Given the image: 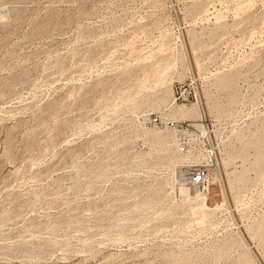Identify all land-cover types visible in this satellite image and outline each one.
Returning a JSON list of instances; mask_svg holds the SVG:
<instances>
[{
    "label": "rangeland",
    "instance_id": "rangeland-1",
    "mask_svg": "<svg viewBox=\"0 0 264 264\" xmlns=\"http://www.w3.org/2000/svg\"><path fill=\"white\" fill-rule=\"evenodd\" d=\"M0 264H264V0H0Z\"/></svg>",
    "mask_w": 264,
    "mask_h": 264
},
{
    "label": "built area",
    "instance_id": "built-area-1",
    "mask_svg": "<svg viewBox=\"0 0 264 264\" xmlns=\"http://www.w3.org/2000/svg\"><path fill=\"white\" fill-rule=\"evenodd\" d=\"M188 89L189 87L185 85H178L176 87L174 92L175 104H182V106L198 104L197 98L193 96L188 91ZM157 121H160L162 123V120L160 118L159 120H155V122ZM184 127L188 128L186 124H182L181 128L184 129ZM203 135H201L200 138L202 140H205L206 138H204ZM181 152H183V148ZM203 158V163L192 165L188 167V169L184 172L187 184L194 189L196 196L199 198L206 197L209 193V189L211 187L210 170L214 166V164L217 163V156L211 146H209L208 149L205 151V155L203 156Z\"/></svg>",
    "mask_w": 264,
    "mask_h": 264
},
{
    "label": "bare ground",
    "instance_id": "bare-ground-1",
    "mask_svg": "<svg viewBox=\"0 0 264 264\" xmlns=\"http://www.w3.org/2000/svg\"><path fill=\"white\" fill-rule=\"evenodd\" d=\"M164 103H167L166 110L170 111L174 115V118H178V117H181V118H184V119L185 118H192L193 120H188V122L193 123L191 126L201 129V132H203V134H204V132H205L204 123L206 121H205V119L203 117L204 113H203V109H202L203 107L201 108V105L193 104V105H190V106H186L188 108H180V109H178L176 111H173V109H172L173 106H174L173 100L168 102V100L165 99ZM183 158H186V157H183ZM183 180L186 181L184 174H183ZM183 187L180 189V193H181L182 197L184 196V197H186L188 199H191L192 201L197 203L202 208H207V204L208 203H207V198L206 197H202V198L200 197L199 198V197L195 196L194 198H192L190 189L189 188H183Z\"/></svg>",
    "mask_w": 264,
    "mask_h": 264
}]
</instances>
